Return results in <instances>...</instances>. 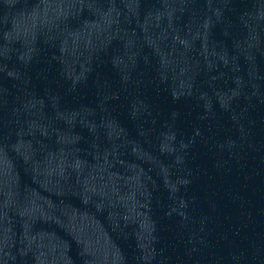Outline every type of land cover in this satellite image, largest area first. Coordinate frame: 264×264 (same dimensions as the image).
<instances>
[{"label": "water", "instance_id": "1", "mask_svg": "<svg viewBox=\"0 0 264 264\" xmlns=\"http://www.w3.org/2000/svg\"><path fill=\"white\" fill-rule=\"evenodd\" d=\"M218 264H264V0H90Z\"/></svg>", "mask_w": 264, "mask_h": 264}]
</instances>
